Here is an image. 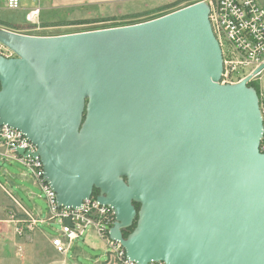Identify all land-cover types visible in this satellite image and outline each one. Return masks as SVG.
Segmentation results:
<instances>
[{"label":"water","instance_id":"obj_1","mask_svg":"<svg viewBox=\"0 0 264 264\" xmlns=\"http://www.w3.org/2000/svg\"><path fill=\"white\" fill-rule=\"evenodd\" d=\"M209 13L200 0L95 30L0 27L14 54L0 55V126L35 145L59 207L98 191L136 264H264L258 93L251 76L219 82Z\"/></svg>","mask_w":264,"mask_h":264},{"label":"built area","instance_id":"obj_2","mask_svg":"<svg viewBox=\"0 0 264 264\" xmlns=\"http://www.w3.org/2000/svg\"><path fill=\"white\" fill-rule=\"evenodd\" d=\"M23 0H5L7 9H20ZM32 7L25 14L27 23L36 29L39 26L38 16L42 0H30ZM200 1V0H197ZM210 7L209 20L216 37L223 60L221 84H235L251 76L248 84L257 81L262 73L255 74V70L264 63V7L258 0H204ZM0 55L13 57L14 54L7 47L0 44ZM259 109L264 122V89L259 87ZM264 143V138H263ZM1 161H14L27 169L29 177L44 195L46 213L40 207L36 213L26 208L13 194L9 187L0 183L2 192L9 198L11 206L7 212V220L13 224L18 235L26 236L37 230L40 225L59 223V230L49 238L50 245L58 254H66L71 248L73 240L92 230L98 239L105 242L108 253L114 256L118 264H136L125 256L123 247L118 241L111 240L109 229L115 222V215L111 208L97 200V194H92L77 208L59 207L55 192L43 178V166L38 157H33L35 145L19 130L5 124L0 126ZM22 148L23 153L17 152ZM26 153V154H25ZM31 199L33 194L29 196ZM70 220L71 225L64 223ZM150 264H164L161 261Z\"/></svg>","mask_w":264,"mask_h":264},{"label":"rangeland","instance_id":"obj_3","mask_svg":"<svg viewBox=\"0 0 264 264\" xmlns=\"http://www.w3.org/2000/svg\"><path fill=\"white\" fill-rule=\"evenodd\" d=\"M196 1L197 0H188L173 8L161 7L165 5V3L167 4L168 1H156L148 4L144 9L103 15H98L96 12L91 11L90 7L77 8L67 11V13H55L57 15V21L69 24L43 26L44 23L39 22V26L34 29L32 24L26 22L23 30L24 34L30 35H57L128 25L161 16L171 10H175ZM258 1L264 7V0ZM105 17L114 18L104 21L94 20ZM81 20H92V22L72 23L73 21ZM4 168L13 176L21 170L27 171V169L19 163H3L0 161V183L6 182V178L3 175ZM12 180L15 182V185H22L16 178ZM25 186L30 190V193L34 195L32 199L20 188V186L12 189L13 194L26 208L36 213V208L40 207L45 214L46 203L43 198L44 195L42 190L31 183ZM10 206L11 203L9 198L0 189V264H102L107 261L108 249L102 241L90 238L89 241L85 242L82 241V236L73 240L71 248L65 255L56 253L50 245L49 238L56 233V230H59L60 225L57 222H52L50 225H40L37 230L26 236L18 235L13 228V224L6 222L8 218L7 212Z\"/></svg>","mask_w":264,"mask_h":264},{"label":"crops","instance_id":"obj_4","mask_svg":"<svg viewBox=\"0 0 264 264\" xmlns=\"http://www.w3.org/2000/svg\"><path fill=\"white\" fill-rule=\"evenodd\" d=\"M156 1H168L170 3L174 0H42L39 4L40 13L38 16V22L46 23V22L57 21L56 19L57 15L55 14L56 12L67 13V11L77 8L90 7L91 11L96 12V14L98 15H103L109 13L130 12L142 8L144 9L148 6V4L154 3ZM31 7H32V3L30 0H23L20 9H17L15 11L12 10L10 11L6 7L5 0H0V20L10 25V26L0 25V27L7 28L16 32L24 33L23 28L27 22L25 20V14ZM257 82L259 84V87L264 89V70L258 77ZM2 151H4V148L0 146V152ZM1 162L11 163L14 161H9V162L1 161ZM3 175L6 178V182L1 184L6 185L11 190L13 188H18L20 186V188L28 196L32 194L30 193V190L25 186L28 185L29 183L35 185L32 179L29 177L27 171L21 170L19 173H16L13 176L10 174V172L7 169L4 168ZM14 178H16L20 183H22V185L19 186L15 185V182L12 180ZM90 238H94V240L96 239L100 240L98 239L94 231L88 230L86 232V235L82 236V241L85 242L89 241ZM102 243L105 245L104 241H102ZM102 264H118V263L115 260L114 256L108 253L107 261L103 262Z\"/></svg>","mask_w":264,"mask_h":264},{"label":"trees","instance_id":"obj_5","mask_svg":"<svg viewBox=\"0 0 264 264\" xmlns=\"http://www.w3.org/2000/svg\"><path fill=\"white\" fill-rule=\"evenodd\" d=\"M185 1H188V0H174V1H172L170 3H167V4H165V5L161 6V7L162 8H173V7L177 6L178 4H180L182 2H185ZM134 16H136V15H134ZM112 18H114V17H105V18L94 19V20L95 21H97V20L104 21V20H110ZM86 22H92V20L91 21L90 20L73 21L72 23L73 24H76V23H86ZM64 24H69V23H63L62 21L61 22H59V21H53V22H46V23L43 24V26H55V25H64ZM0 25L10 26V25H8V23H6V22H4L2 20H0ZM249 85L253 86L257 90V93H259V84H258L257 81H253ZM96 191L97 190H94L93 193L94 194H97L98 192H96ZM135 207L137 209L138 208V204H135ZM134 225H135V223H134ZM134 225L130 229L123 230V235L126 236L129 232H131V230L134 227Z\"/></svg>","mask_w":264,"mask_h":264},{"label":"flooded vegetation","instance_id":"obj_6","mask_svg":"<svg viewBox=\"0 0 264 264\" xmlns=\"http://www.w3.org/2000/svg\"><path fill=\"white\" fill-rule=\"evenodd\" d=\"M96 192H98V191H96Z\"/></svg>","mask_w":264,"mask_h":264}]
</instances>
